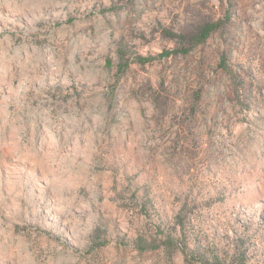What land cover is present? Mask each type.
<instances>
[{
	"label": "rangeland",
	"instance_id": "rangeland-1",
	"mask_svg": "<svg viewBox=\"0 0 264 264\" xmlns=\"http://www.w3.org/2000/svg\"><path fill=\"white\" fill-rule=\"evenodd\" d=\"M0 264H264V0H0Z\"/></svg>",
	"mask_w": 264,
	"mask_h": 264
},
{
	"label": "trees",
	"instance_id": "trees-1",
	"mask_svg": "<svg viewBox=\"0 0 264 264\" xmlns=\"http://www.w3.org/2000/svg\"><path fill=\"white\" fill-rule=\"evenodd\" d=\"M219 23H206L200 27L199 31L192 37L193 40V47L200 46L210 38V36L216 32L220 28ZM176 51H172L171 53H166L164 56H170L172 54H176ZM187 53V51H185ZM142 64H145L146 60L140 61Z\"/></svg>",
	"mask_w": 264,
	"mask_h": 264
}]
</instances>
